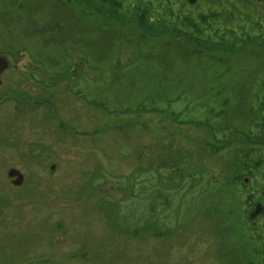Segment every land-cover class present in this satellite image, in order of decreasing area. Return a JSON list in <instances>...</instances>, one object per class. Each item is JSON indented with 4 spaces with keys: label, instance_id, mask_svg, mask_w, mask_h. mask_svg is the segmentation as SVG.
Returning a JSON list of instances; mask_svg holds the SVG:
<instances>
[{
    "label": "rangeland",
    "instance_id": "rangeland-1",
    "mask_svg": "<svg viewBox=\"0 0 264 264\" xmlns=\"http://www.w3.org/2000/svg\"><path fill=\"white\" fill-rule=\"evenodd\" d=\"M108 1L0 0L5 78L53 101L35 122L0 114L28 136L23 161L0 146V264H264V223L246 222L264 203V145L243 137L264 120V48L220 61ZM124 3L149 25L219 13L203 26L214 40L264 32V0Z\"/></svg>",
    "mask_w": 264,
    "mask_h": 264
},
{
    "label": "trees",
    "instance_id": "trees-1",
    "mask_svg": "<svg viewBox=\"0 0 264 264\" xmlns=\"http://www.w3.org/2000/svg\"><path fill=\"white\" fill-rule=\"evenodd\" d=\"M111 2L114 4V6L116 3H119L120 5L119 7L115 6L116 9L110 13H122V17L125 19H130L132 17V20L129 23L137 25L139 29L154 30L152 29L153 26H159V32H164L168 35L178 37V39L183 40L187 45H189L190 48H193V50H200L203 52L202 54L210 53L213 54V56L222 55L219 57L220 61L224 60L223 56H243L247 54L251 48H264V32H260L261 34L255 33L254 35H251L250 33L239 35L234 29H231L228 30L227 33H224L222 37H218L217 40L212 39L213 37H206L203 35V26L205 24H209L210 21L219 20V17L221 16L219 13H212L210 16L202 15L199 19H196L192 16H185L183 19H179L180 21L178 20L169 23H165L164 21H156L153 25H149L147 20L152 17V15L149 13L151 10H148V13H145L143 10L139 9L140 7H136V3L128 4L126 7L124 0H111ZM80 6L85 10L87 9V7H84L83 5ZM102 7L104 8L103 5ZM123 7L125 11L129 12V15H126V12L123 11ZM92 14L97 15L94 12H92ZM210 18L212 20H210ZM156 19L157 18L154 20ZM181 22L183 26H193L196 28V30L191 31L189 29H183ZM262 119L264 118H261V120ZM259 123H256V131L243 134L244 142L249 145H264V120L262 123ZM207 125L208 124L206 123V126ZM231 144H233L231 137L225 136L221 139L217 138L214 143H209L208 145L210 146L211 155H215L226 149ZM236 179H238V177Z\"/></svg>",
    "mask_w": 264,
    "mask_h": 264
},
{
    "label": "flooded vegetation",
    "instance_id": "flooded-vegetation-1",
    "mask_svg": "<svg viewBox=\"0 0 264 264\" xmlns=\"http://www.w3.org/2000/svg\"><path fill=\"white\" fill-rule=\"evenodd\" d=\"M0 56H2L4 59L7 60L6 63L0 64V114L6 113V115L11 120H14L16 116L18 117V115H23V116L26 115L28 117L30 116V121L35 122L36 119L38 120V116L34 115V113L36 114L37 112L36 109H38V107H40L42 104L44 105V103H47L49 107H53V101L52 100L49 101L48 99L50 98L44 101L42 100V97L39 98V97L31 96L26 90H25V93H23L21 92V89L15 88L14 85H12V83L15 82V79L5 78V75L9 71L14 72L16 70L12 68V64L9 63L8 58L6 56L4 55H0ZM45 84L46 86H51L48 83H45ZM28 110H30L29 113H28ZM53 115L54 114L51 115L47 113V116L51 118L53 117ZM7 116L5 117V119L7 118ZM23 123L24 122H19V123L16 122L15 126L8 127V122H7V125L6 123L0 122V146L9 148L11 146L17 147L19 145L20 148L17 150L19 153L17 152L18 155L14 153V158H16V156L22 157V161L25 160L26 155H24V152H20V150H23L25 145L27 147V142H28L27 132L25 129H23V125H24ZM46 125L49 126L50 123L46 121ZM47 128H53V127L50 126ZM30 142L33 145L37 143L40 144L38 137H34V139L30 138ZM32 150L33 149H31V151ZM16 160H19V159H16ZM33 161H36L37 163L38 162L42 163L43 159L42 158L40 159L39 157H37L33 159ZM12 169H16V168L8 169V176L11 179L17 180L19 177L18 173L15 172V175L13 177L9 175ZM16 170L19 171L18 169ZM258 203H262L264 205L263 202H257L255 205H257ZM254 209H255V206L247 213L249 216H248V221H247V216H246V222L250 228L254 227V229H256L257 227L255 226L259 225L258 221L260 219L262 220L260 225L264 223V212L258 215L255 218V220L252 221L250 220V214L254 211ZM260 230L261 232H263V236H264V226L260 227ZM261 240L262 242H264V239H261ZM261 252L264 254L263 248H261Z\"/></svg>",
    "mask_w": 264,
    "mask_h": 264
},
{
    "label": "water",
    "instance_id": "water-1",
    "mask_svg": "<svg viewBox=\"0 0 264 264\" xmlns=\"http://www.w3.org/2000/svg\"><path fill=\"white\" fill-rule=\"evenodd\" d=\"M188 1L191 4H194V3L197 2V0H188ZM4 63H6V60L2 56H0V64H4ZM15 172L19 174V177H18L17 180L14 181V184L21 185L23 183L24 177H23V175L21 173H19V171H17L16 169H12L10 171L9 175L11 177H13L15 175ZM263 212H264V205L262 203H258L255 206L254 211L250 214V220H252V221L255 220V218L258 215L262 214Z\"/></svg>",
    "mask_w": 264,
    "mask_h": 264
}]
</instances>
